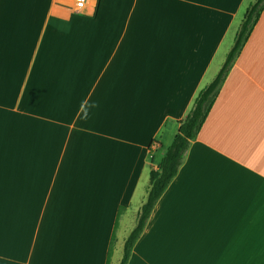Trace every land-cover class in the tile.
Instances as JSON below:
<instances>
[{
    "label": "crops",
    "instance_id": "1",
    "mask_svg": "<svg viewBox=\"0 0 264 264\" xmlns=\"http://www.w3.org/2000/svg\"><path fill=\"white\" fill-rule=\"evenodd\" d=\"M243 1L0 0V264L121 263ZM128 264H264V11Z\"/></svg>",
    "mask_w": 264,
    "mask_h": 264
},
{
    "label": "trees",
    "instance_id": "2",
    "mask_svg": "<svg viewBox=\"0 0 264 264\" xmlns=\"http://www.w3.org/2000/svg\"><path fill=\"white\" fill-rule=\"evenodd\" d=\"M100 4L101 0L97 5L96 13L99 11ZM263 11L264 0H254V2L250 4L235 35L234 44L216 78L200 91L187 117L179 122L178 133L171 146L167 149V152L159 165L158 171H153L151 173L148 197L139 210L136 227L126 239L123 258L120 264H128L133 249L144 232L156 204L178 175L191 143L197 139L202 125L208 116L214 98L218 93V89L228 76L233 64L236 62L242 49L248 42ZM122 210L123 208H120L118 219ZM116 229L117 223L115 230ZM114 246L115 231L108 251L107 264H110Z\"/></svg>",
    "mask_w": 264,
    "mask_h": 264
},
{
    "label": "built area",
    "instance_id": "3",
    "mask_svg": "<svg viewBox=\"0 0 264 264\" xmlns=\"http://www.w3.org/2000/svg\"><path fill=\"white\" fill-rule=\"evenodd\" d=\"M70 4L69 7L72 10H75L77 12L85 13L88 10L94 11L97 8L98 3L100 0H69Z\"/></svg>",
    "mask_w": 264,
    "mask_h": 264
},
{
    "label": "rangeland",
    "instance_id": "4",
    "mask_svg": "<svg viewBox=\"0 0 264 264\" xmlns=\"http://www.w3.org/2000/svg\"><path fill=\"white\" fill-rule=\"evenodd\" d=\"M254 0H244L243 1V7H242V10H241V13L239 15V19L242 21L243 19V16H244V13H245V10L247 8V5H249L250 3H253ZM240 21V22H241ZM241 24V23H240ZM237 26V25H236ZM235 34H236V28L234 27L233 30L230 32V36H229V43H228V48H232L233 44H234V37H235ZM225 60V59H224ZM122 256V255H121Z\"/></svg>",
    "mask_w": 264,
    "mask_h": 264
}]
</instances>
